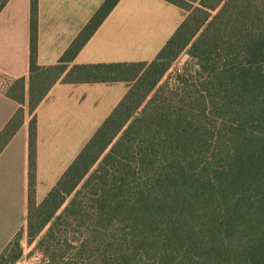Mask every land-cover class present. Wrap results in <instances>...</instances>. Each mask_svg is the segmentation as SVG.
<instances>
[{"label": "trees", "instance_id": "trees-1", "mask_svg": "<svg viewBox=\"0 0 264 264\" xmlns=\"http://www.w3.org/2000/svg\"><path fill=\"white\" fill-rule=\"evenodd\" d=\"M120 1L42 66L31 0L29 243L48 228L37 247L50 264H264V0H164L187 14L155 60L73 64ZM186 50L199 69L161 84ZM58 82L130 89L37 203L36 110ZM26 90L25 78L4 89L20 108L0 154L24 124ZM21 239L0 264L21 258Z\"/></svg>", "mask_w": 264, "mask_h": 264}, {"label": "crops", "instance_id": "crops-1", "mask_svg": "<svg viewBox=\"0 0 264 264\" xmlns=\"http://www.w3.org/2000/svg\"><path fill=\"white\" fill-rule=\"evenodd\" d=\"M91 4V0H39L40 65H54L59 61L81 27L92 17ZM147 4L154 10L138 13ZM176 8L183 14H179ZM186 14L183 9L164 0H121L73 64L114 62L100 57L127 55L129 47H138L142 53H157L173 36L176 25L184 21ZM72 24L78 26L73 28ZM30 35L31 0H9L0 12V132L20 108L4 89L14 80L25 78L27 93L24 124L0 154V256L19 233L23 239L28 236L29 124L32 118L28 108ZM83 85L89 87H81ZM104 86L109 85L58 82L36 110L37 203L44 201L73 164L69 157H65L70 148L69 137L81 128L89 126L94 133L100 128L97 120L92 125L87 122V109L79 105L80 99L75 94L86 89L102 92L107 90Z\"/></svg>", "mask_w": 264, "mask_h": 264}, {"label": "rangeland", "instance_id": "rangeland-1", "mask_svg": "<svg viewBox=\"0 0 264 264\" xmlns=\"http://www.w3.org/2000/svg\"><path fill=\"white\" fill-rule=\"evenodd\" d=\"M91 1H92L91 7L94 10L93 11L94 13L105 2V0H91ZM176 9H177L176 11L179 14L182 13L181 10H179L178 8ZM151 10H154V7L147 4L143 6L142 10L138 11V13L149 12ZM184 17L185 15L182 17L181 21L183 20ZM88 22L89 21H87L83 26L81 25L82 26L81 30L85 27V25ZM180 25H181L180 23L176 25L174 33L176 32V30L179 28ZM70 26H72L73 28H76V26L78 25L72 24ZM79 32L77 33V35L79 34ZM163 46L159 49V51H157V53H152V52L142 53V51L138 47H135V48L129 47L127 48L128 50L127 55L120 54L116 57L104 56L100 58H104V60H114V62H139V61L151 62L156 59V57L162 50ZM198 69H199L198 62L194 58H192L189 55L188 51L186 50L174 62L169 72L163 78L161 84L170 80L172 85H174V81L172 79H174L178 75H182V76L192 75ZM178 70H181V73L177 72ZM81 87H89V86L83 85ZM104 87L107 90L98 92V93L94 92L93 90L86 89V90H81L80 92L75 94V96L79 97L80 99L79 105L87 109L86 111L87 122H89L91 125L96 120H97L98 126L99 125L101 126L103 124V122L108 118L111 112L123 100V98L125 97V95L130 89V84L120 83V84L109 85V86H104ZM94 132L95 131L92 130L88 126L86 128H81L80 130L76 131L72 136L69 137L70 148H69V151H66L65 157H69V161L71 164L74 162V160L79 155V153L84 148V146L92 139L93 135L95 134ZM98 164H96L92 168V170L90 171V174L96 170V168L98 167ZM71 199L72 198H69L68 203ZM64 207L62 209H64ZM47 229L48 228L44 230V232L39 236V238L33 244L29 243L28 236L26 239H23V235H22V239H21L22 256L20 259L15 261L13 264H50L49 258L42 252V250H40L37 247L38 241L41 239V237H43V235H45ZM82 239H83L82 232H79L76 234L69 233L68 240L75 244L80 243ZM10 259H11L10 255L7 256V260H10ZM4 264H9V263L6 262Z\"/></svg>", "mask_w": 264, "mask_h": 264}, {"label": "built area", "instance_id": "built-area-1", "mask_svg": "<svg viewBox=\"0 0 264 264\" xmlns=\"http://www.w3.org/2000/svg\"><path fill=\"white\" fill-rule=\"evenodd\" d=\"M177 72L181 73V70H178Z\"/></svg>", "mask_w": 264, "mask_h": 264}]
</instances>
